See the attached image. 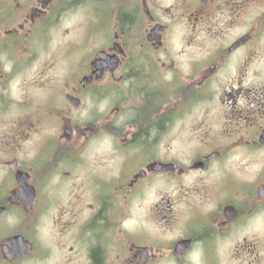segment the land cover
Masks as SVG:
<instances>
[{"label": "flooded vegetation", "instance_id": "obj_1", "mask_svg": "<svg viewBox=\"0 0 264 264\" xmlns=\"http://www.w3.org/2000/svg\"><path fill=\"white\" fill-rule=\"evenodd\" d=\"M0 264H264V0H0Z\"/></svg>", "mask_w": 264, "mask_h": 264}, {"label": "rangeland", "instance_id": "obj_2", "mask_svg": "<svg viewBox=\"0 0 264 264\" xmlns=\"http://www.w3.org/2000/svg\"><path fill=\"white\" fill-rule=\"evenodd\" d=\"M80 35V33H78V36ZM58 35H53V37H50L49 40L44 41V39L40 40V39H30L29 44L30 47H32L34 49V51H43L36 59L35 62L42 63L43 60H49L52 59L53 61H55V73L58 74L60 73L61 75L64 74L66 72V67L67 66L65 63L68 60H71L69 63H71V66L75 63V57L78 55V53H84V51H82V49H80L79 46H76L74 48H72V50L67 51V54L64 51H57L58 50ZM59 53V59H56ZM57 60H59L58 62H56ZM34 63V62H33ZM47 70V67H46ZM48 70L46 71L45 75H44V79H45V83L46 81L49 79V73H47ZM28 72L25 71L22 73L23 76L19 77L20 80L22 78L24 79H28ZM17 83V82H16ZM15 84V83H14ZM15 91L17 94L18 93V88H15ZM191 143H193V141H191Z\"/></svg>", "mask_w": 264, "mask_h": 264}]
</instances>
